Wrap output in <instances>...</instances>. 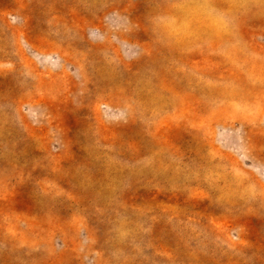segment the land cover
Here are the masks:
<instances>
[{"label":"rangeland","instance_id":"374dc122","mask_svg":"<svg viewBox=\"0 0 264 264\" xmlns=\"http://www.w3.org/2000/svg\"><path fill=\"white\" fill-rule=\"evenodd\" d=\"M0 264H264V0H0Z\"/></svg>","mask_w":264,"mask_h":264}]
</instances>
